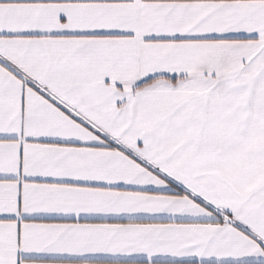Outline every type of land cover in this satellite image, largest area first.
I'll use <instances>...</instances> for the list:
<instances>
[{"label":"snow or ice","instance_id":"6c2138e0","mask_svg":"<svg viewBox=\"0 0 264 264\" xmlns=\"http://www.w3.org/2000/svg\"><path fill=\"white\" fill-rule=\"evenodd\" d=\"M0 264H264V0H0Z\"/></svg>","mask_w":264,"mask_h":264}]
</instances>
